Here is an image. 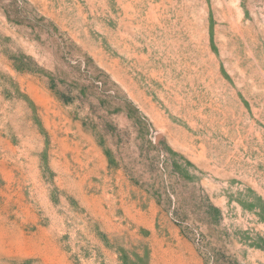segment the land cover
I'll return each mask as SVG.
<instances>
[{"label": "rangeland", "instance_id": "rangeland-1", "mask_svg": "<svg viewBox=\"0 0 264 264\" xmlns=\"http://www.w3.org/2000/svg\"><path fill=\"white\" fill-rule=\"evenodd\" d=\"M0 264H264V0H0Z\"/></svg>", "mask_w": 264, "mask_h": 264}]
</instances>
